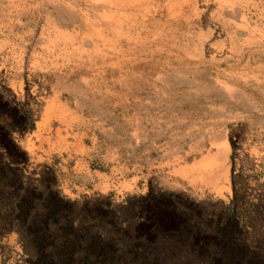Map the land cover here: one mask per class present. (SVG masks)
Returning <instances> with one entry per match:
<instances>
[{"label": "rangeland", "instance_id": "374dc122", "mask_svg": "<svg viewBox=\"0 0 264 264\" xmlns=\"http://www.w3.org/2000/svg\"><path fill=\"white\" fill-rule=\"evenodd\" d=\"M85 5L0 0V264H264V0H192L202 59L175 66L203 73L166 92L173 112L197 100L203 120H108L107 135L87 127L83 152L42 120L52 61L151 69L127 51L135 27L84 26L99 3ZM206 166L216 179L198 177Z\"/></svg>", "mask_w": 264, "mask_h": 264}, {"label": "crops", "instance_id": "0c3cea01", "mask_svg": "<svg viewBox=\"0 0 264 264\" xmlns=\"http://www.w3.org/2000/svg\"><path fill=\"white\" fill-rule=\"evenodd\" d=\"M9 15L6 14L5 19L8 18L9 24L13 26ZM0 21H3V18H0ZM26 26L24 25L23 32L28 33ZM58 65L52 61L53 72L49 75L56 77V81L52 99L43 107L42 120L45 122L57 120L60 123V126L55 127L57 135L60 136L64 130L68 136L71 131L74 137L78 138V144L83 152L87 151L82 144L87 136L86 130L93 126V136H97V130L107 135L108 120L114 121L120 117L129 121L134 120L135 126L140 129V124L146 120L172 121L173 116L179 121L204 119L197 100L190 102V106L191 103L196 104L195 108L187 107L186 94L180 96L179 112H173L171 91L166 92V89L171 87L157 85L155 77L158 75H155L152 69L132 67L93 74L85 69L75 70ZM187 86L184 85L186 89ZM161 89H164L162 91L164 97H161ZM71 103L75 104V109H71ZM104 108L108 110L103 111ZM118 109L121 110L119 115L116 114ZM215 116L211 115L210 119ZM41 125L37 123L38 129ZM197 175L201 180L204 178L214 180L217 177L213 166L198 168Z\"/></svg>", "mask_w": 264, "mask_h": 264}, {"label": "bare ground", "instance_id": "6f19581e", "mask_svg": "<svg viewBox=\"0 0 264 264\" xmlns=\"http://www.w3.org/2000/svg\"><path fill=\"white\" fill-rule=\"evenodd\" d=\"M94 1L99 3V7L94 10L95 14L91 16L93 18L89 17V19L83 22L84 26L111 27L115 25L116 30H125V28L130 29L132 27H135L138 34V42L131 48H129V45H127V51L134 55L136 53V57L143 61H146V65L156 71L157 75L162 79L161 82L157 85H164L171 88L182 87L186 84V81L178 80L179 78L176 79L179 74L185 73L187 71H191L196 74L203 73V71L201 70L202 68H182L183 66L181 68H178L175 66L176 62L184 64L190 59L195 61H200L202 59L200 44H196L195 41L197 31L193 32L194 18L188 13L189 6L192 0H166L162 4L158 3L157 0ZM84 2L87 5H90L91 0H84ZM116 51L121 55H124L125 52H127L120 46H117ZM184 65L185 67H189L188 63ZM197 85L199 88L205 86L204 89H207V87L212 86L213 84L212 81L207 78L206 82H202L201 84L199 83ZM185 101H187V99Z\"/></svg>", "mask_w": 264, "mask_h": 264}, {"label": "trees", "instance_id": "16d2710c", "mask_svg": "<svg viewBox=\"0 0 264 264\" xmlns=\"http://www.w3.org/2000/svg\"><path fill=\"white\" fill-rule=\"evenodd\" d=\"M2 135H3V133H0V139H1ZM29 231H30V232H29ZM34 231H35L34 228H31V227H28V228H27V232H29L30 234L33 233V234L35 235V232H34Z\"/></svg>", "mask_w": 264, "mask_h": 264}]
</instances>
